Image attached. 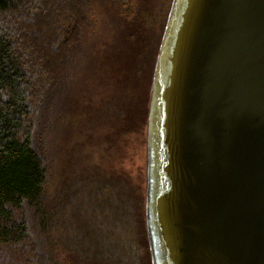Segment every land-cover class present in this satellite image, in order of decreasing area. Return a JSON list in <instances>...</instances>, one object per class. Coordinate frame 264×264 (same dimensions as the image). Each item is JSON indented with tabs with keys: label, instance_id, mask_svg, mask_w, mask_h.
Returning <instances> with one entry per match:
<instances>
[{
	"label": "water",
	"instance_id": "water-1",
	"mask_svg": "<svg viewBox=\"0 0 264 264\" xmlns=\"http://www.w3.org/2000/svg\"><path fill=\"white\" fill-rule=\"evenodd\" d=\"M145 135L151 264H264V0H171Z\"/></svg>",
	"mask_w": 264,
	"mask_h": 264
},
{
	"label": "rangeland",
	"instance_id": "rangeland-1",
	"mask_svg": "<svg viewBox=\"0 0 264 264\" xmlns=\"http://www.w3.org/2000/svg\"><path fill=\"white\" fill-rule=\"evenodd\" d=\"M29 1L37 18L40 15L36 7L47 1L44 10L47 14L41 26L47 30L45 38L49 36L53 46L41 30L37 43L49 54L80 58L79 73L68 78L71 81L67 97L69 110L79 119L58 136L59 150L56 149L53 166L55 183L60 186L69 183L63 181L64 167L72 166L69 162L78 168L91 164V175L96 180L117 189V212L70 214L74 232H87V241L93 245L92 250L88 249L91 258L85 262L79 258L82 253L70 254L67 249L59 253L57 260L61 264H151L144 218L145 133L154 63L167 18L162 25L167 0H141V3L133 0L125 18L117 14L110 0H66L69 5L82 4L69 12L65 10V16L73 17L70 21L77 25L74 35L66 37L63 46L59 45L54 30L59 15L48 9L55 0ZM0 15L4 20L1 11ZM61 24L66 25V20ZM44 41L48 44L44 45ZM33 51H37L36 46ZM42 65L64 73L66 63H50L44 58ZM67 98L63 102L65 110ZM78 149L80 154L85 150L83 156L87 158L73 154ZM64 241L70 243L67 237ZM85 244L79 250H84Z\"/></svg>",
	"mask_w": 264,
	"mask_h": 264
},
{
	"label": "trees",
	"instance_id": "trees-1",
	"mask_svg": "<svg viewBox=\"0 0 264 264\" xmlns=\"http://www.w3.org/2000/svg\"><path fill=\"white\" fill-rule=\"evenodd\" d=\"M110 1L121 18L126 17L124 14L132 2L141 3V0ZM46 3L36 7L40 15L37 18L29 0H0L4 16L2 20L0 15V264H61L57 256L67 249L70 254L82 253L79 258L87 262L93 245L87 241L86 230L74 232L70 214L118 210L117 189L96 180L91 175V164L78 168L69 162L72 166L64 167L63 173V181L69 183L63 186L55 183L53 166L56 149L59 150L58 136L79 119L69 110L67 97L71 81L68 78L79 73L80 58L49 54L37 43L40 30L46 36L47 30L41 26L47 14ZM170 3L171 0L166 1L162 25ZM75 5L55 0L48 6L49 11L59 15L54 30L60 46L67 43L66 37L74 35L77 24L70 21L73 17L65 16V10L77 9ZM64 20L66 25L61 24ZM45 40L53 46L49 36ZM35 46L37 51H33ZM44 58L50 63L65 61L64 73L43 68ZM79 151L73 154L87 158L83 156L85 150L82 154ZM82 243H87L86 248L79 250Z\"/></svg>",
	"mask_w": 264,
	"mask_h": 264
}]
</instances>
